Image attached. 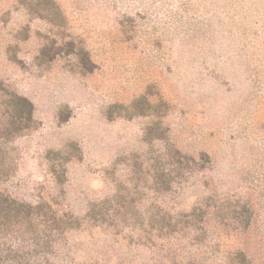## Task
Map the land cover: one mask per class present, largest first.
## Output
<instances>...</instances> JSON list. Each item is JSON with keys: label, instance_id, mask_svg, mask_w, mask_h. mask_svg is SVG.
<instances>
[{"label": "rangeland", "instance_id": "1", "mask_svg": "<svg viewBox=\"0 0 264 264\" xmlns=\"http://www.w3.org/2000/svg\"><path fill=\"white\" fill-rule=\"evenodd\" d=\"M0 264H264V0H0Z\"/></svg>", "mask_w": 264, "mask_h": 264}]
</instances>
